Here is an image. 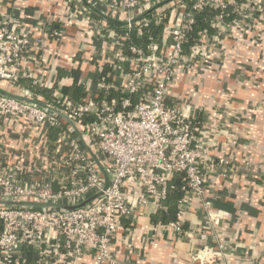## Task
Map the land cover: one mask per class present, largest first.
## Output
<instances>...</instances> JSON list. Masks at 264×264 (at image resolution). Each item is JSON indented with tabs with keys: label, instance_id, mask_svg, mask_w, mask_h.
I'll use <instances>...</instances> for the list:
<instances>
[{
	"label": "built area",
	"instance_id": "2783aa9c",
	"mask_svg": "<svg viewBox=\"0 0 264 264\" xmlns=\"http://www.w3.org/2000/svg\"><path fill=\"white\" fill-rule=\"evenodd\" d=\"M103 2L106 15L122 25L113 27L86 10L70 8L74 20L84 21L92 39L102 43L101 71L106 65L112 68L111 82L100 75L97 95H89L84 88L88 97L83 103L65 94L63 85L48 86L38 57L43 35L15 26L12 13H0V84L53 105L76 126L68 127L36 106L0 95V118L27 124L37 137L44 135L52 155H60L49 165L43 164V174L29 185L13 172L0 169V198L77 206L103 192L84 208L72 211L0 206V264H28L30 257L36 259L33 264H58L61 260L73 264L81 257L92 258L94 264H118L111 250L114 243L121 234L130 242L140 212L150 211L152 221L160 211H167L176 182L184 193L176 219L167 225L152 223L154 231L184 236L187 212L195 201L211 213L203 171L209 160L205 151L207 122L198 121V104L172 97L170 89L180 68L209 59L211 47L217 51L220 36L238 25L237 16L245 20L264 16V0ZM208 10L217 11L211 20L215 32L204 31L188 45L197 15ZM176 13L179 16L174 19ZM122 15L124 19L118 20ZM137 17L143 19L132 25ZM152 21L163 26L161 45L133 44L134 28L141 39ZM23 82L52 91V101L24 90ZM86 146L108 172L111 186L106 191L105 179ZM219 164L228 161L221 159ZM210 216L215 227L218 220L215 214ZM199 236L202 246L192 255L195 261L217 264L225 258L226 247L216 232L204 231ZM209 236L214 243H209Z\"/></svg>",
	"mask_w": 264,
	"mask_h": 264
},
{
	"label": "crops",
	"instance_id": "0c3cea01",
	"mask_svg": "<svg viewBox=\"0 0 264 264\" xmlns=\"http://www.w3.org/2000/svg\"><path fill=\"white\" fill-rule=\"evenodd\" d=\"M73 1L0 0V13H12L15 26L43 35L38 57L49 87L82 85L95 96L104 62L102 43L92 39L84 21L74 20L78 6H72ZM88 1L106 14L103 0ZM237 18L238 25L220 36L217 51L211 47L209 59L180 68L170 89L172 97L198 104V121L207 122L209 160L203 171L211 213L193 202L186 234L179 238L154 231L150 211L140 212L130 242L121 234L112 246L118 264H200L192 255L202 246L199 233L204 231L216 232L226 247L225 258L217 264H264V16ZM59 156L52 155L44 135L37 137L27 124L0 118L1 170L29 185L43 174V164ZM221 159L228 164L221 166ZM210 214L218 220L215 227ZM73 262L94 264L90 257Z\"/></svg>",
	"mask_w": 264,
	"mask_h": 264
},
{
	"label": "trees",
	"instance_id": "16d2710c",
	"mask_svg": "<svg viewBox=\"0 0 264 264\" xmlns=\"http://www.w3.org/2000/svg\"><path fill=\"white\" fill-rule=\"evenodd\" d=\"M74 5H76V2L73 1L72 6ZM167 13H169V11ZM216 13L217 11L208 10L205 11L203 14L197 15L196 23L193 25L192 30L189 33V43H187L188 45H193L196 42V40L199 39L200 34L204 31H209L211 34L215 32V29L212 28L211 20L213 19ZM96 19L99 20L101 18L97 17ZM149 19H152V16ZM112 26L114 27L116 26V24L112 23ZM163 36H164L163 26L159 27L158 25H156L154 21H152L149 27L145 29V31H143V38L139 39L137 37V28H134V30L131 33V39L133 44L143 47L148 46L151 42H155L161 45L163 41ZM111 71L112 68L109 65H106L101 73V75L105 77L106 82L112 81L113 77L112 75L111 76L109 75ZM0 86L6 90L12 91V89L5 86V84H0ZM22 88L24 90L30 91L34 95L41 96L52 101L51 98L52 91L38 87H33L29 82H23ZM63 92L69 95L72 98V100H74L76 103L78 102L83 103L88 97V94L86 93L82 85H73L71 87H64ZM176 185L177 188L173 190L169 195L167 202L168 204L167 211H160L157 215L153 216L152 217L153 224L162 223L164 225H167L168 223L175 221L178 202L184 196V193L180 189V183L176 182ZM2 231H3V224L0 221V234L2 233ZM29 254L32 255V253ZM35 261L36 259L30 257L28 258L27 263L33 264Z\"/></svg>",
	"mask_w": 264,
	"mask_h": 264
},
{
	"label": "water",
	"instance_id": "95a60500",
	"mask_svg": "<svg viewBox=\"0 0 264 264\" xmlns=\"http://www.w3.org/2000/svg\"><path fill=\"white\" fill-rule=\"evenodd\" d=\"M173 1V0H171ZM170 2V1H169ZM77 6L82 9V10H86L87 12H90L94 15H96L97 17H100L102 20H105L107 22L113 23V24H118V25H122L123 23L118 22L110 17H108L105 13L101 12L98 7L96 6V4L89 2L88 0H76ZM167 2L165 3H161L159 5V7H162L163 5H165ZM158 8V7H157ZM150 12L146 14V16H149ZM141 19H143V17H137L135 18L131 24H135L136 22L140 21ZM0 95L6 98H10V99H14L17 101H21L24 102L28 105H32V106H36L46 112H48L51 115L56 116L59 120H61L64 124H66L68 127H72L73 129H76V126L74 125V123H72V121L69 119V117L63 113H61L57 108H55L53 105L51 104H44L42 102H39L37 100H34L32 98L29 97V94L27 91H22V93H16L14 91H9L4 89L3 87L0 86ZM80 138L83 142V138L80 135ZM86 149L88 150V152L90 153V155L92 156L94 162L96 163L100 173L102 174V176L105 179V187L104 190L106 191L110 186H111V181L108 175L107 170L104 168V166L101 164L100 160L97 158V156L91 151L90 148H88L86 146ZM103 192L87 199L86 201H84L83 203L77 205V206H64V205H60V204H53V203H43V202H28V201H18V200H12V199H1L0 198V206H4L7 208H12V207H28V208H41V209H64V210H68V211H72V210H76V209H80V208H84L87 204H89L91 201H93L94 199L98 198L99 196H102Z\"/></svg>",
	"mask_w": 264,
	"mask_h": 264
}]
</instances>
